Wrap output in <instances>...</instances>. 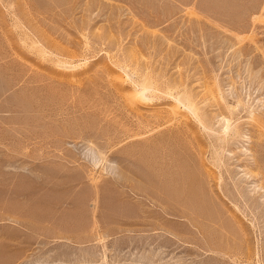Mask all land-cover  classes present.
Returning <instances> with one entry per match:
<instances>
[{"label":"rangeland","instance_id":"rangeland-1","mask_svg":"<svg viewBox=\"0 0 264 264\" xmlns=\"http://www.w3.org/2000/svg\"><path fill=\"white\" fill-rule=\"evenodd\" d=\"M0 264H264V0H0Z\"/></svg>","mask_w":264,"mask_h":264},{"label":"bare ground","instance_id":"bare-ground-1","mask_svg":"<svg viewBox=\"0 0 264 264\" xmlns=\"http://www.w3.org/2000/svg\"><path fill=\"white\" fill-rule=\"evenodd\" d=\"M145 89L143 88L140 92H139V95H141V97H144L145 95H144V93H145ZM228 126V125H227ZM225 128H226V126H225ZM228 129H230V128H226V130H228ZM231 130V129H230ZM225 131V130H224Z\"/></svg>","mask_w":264,"mask_h":264}]
</instances>
